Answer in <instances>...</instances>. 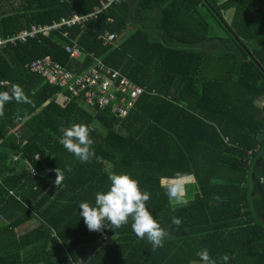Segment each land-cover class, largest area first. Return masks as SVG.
Here are the masks:
<instances>
[{
    "label": "trees",
    "instance_id": "obj_1",
    "mask_svg": "<svg viewBox=\"0 0 264 264\" xmlns=\"http://www.w3.org/2000/svg\"><path fill=\"white\" fill-rule=\"evenodd\" d=\"M101 1L0 0V36L89 14ZM106 32L114 45L99 40ZM73 42L82 61L66 53ZM91 55L146 90L127 118L58 102L62 90L27 68L50 56L82 73ZM0 94V264H193L201 249L227 264H264V0H122L84 27L1 50ZM70 124L88 127L86 162L58 142ZM111 173L149 193L162 246L137 238L130 221L87 229L78 204L94 203ZM188 177L195 187L181 197L175 182Z\"/></svg>",
    "mask_w": 264,
    "mask_h": 264
},
{
    "label": "built area",
    "instance_id": "obj_2",
    "mask_svg": "<svg viewBox=\"0 0 264 264\" xmlns=\"http://www.w3.org/2000/svg\"><path fill=\"white\" fill-rule=\"evenodd\" d=\"M121 1L102 0L99 7H96L89 14H72L68 18H62L50 25L32 26L28 30L7 38L0 36V51L19 43L40 42L42 38L48 37L54 31L84 27L90 22L98 20L102 13ZM109 21L112 22L111 19ZM64 36L67 37L68 33H64ZM116 39V35L110 32L99 37L105 47L114 45ZM65 50L73 60L82 61L86 57V54L75 42L67 45ZM91 57L94 58V63L82 73L69 70L55 62L50 56L31 62L27 68L31 73L40 76L45 84L62 90V94L58 96L62 101L61 103L75 101L89 111L109 112L118 119L127 118L135 109L139 98L146 93V90L136 85L121 72L107 66L102 60L93 55ZM1 85H8V83L3 82ZM19 159L20 155L14 154L12 163L17 164ZM24 164L29 169L31 176L36 177V171L30 161L25 160Z\"/></svg>",
    "mask_w": 264,
    "mask_h": 264
},
{
    "label": "clouds",
    "instance_id": "obj_3",
    "mask_svg": "<svg viewBox=\"0 0 264 264\" xmlns=\"http://www.w3.org/2000/svg\"><path fill=\"white\" fill-rule=\"evenodd\" d=\"M7 99L0 94V100ZM58 142L75 158L81 162L88 161L92 155L90 146L92 140L88 134V127L84 124H70L59 129ZM55 186H60L64 179L63 171L58 167L54 170ZM107 190L98 191L94 196V203L79 202V217L89 231H100L107 224L113 228H119L130 221L132 232L140 239H147L152 248L162 246V240L167 233L147 210L145 202L149 199V193L142 191L139 182L127 173H111L108 176ZM169 201L178 200L177 188L170 187L166 190ZM174 224H179L178 219H173ZM201 264H219L223 261L227 264L228 256L225 254L219 260H213L207 249H201L196 253Z\"/></svg>",
    "mask_w": 264,
    "mask_h": 264
},
{
    "label": "crops",
    "instance_id": "obj_4",
    "mask_svg": "<svg viewBox=\"0 0 264 264\" xmlns=\"http://www.w3.org/2000/svg\"><path fill=\"white\" fill-rule=\"evenodd\" d=\"M219 1L224 2L226 0H219ZM227 16H228V14L226 15V17ZM58 102H62V101H60V99L58 98ZM165 183L166 182H164V184ZM172 183H174V182H172ZM175 183L178 184L180 187L181 197H186L187 194L190 193V191L193 190L195 187V180L193 177L184 178V179L176 181ZM26 228L27 227L21 228L20 233L22 234V233H24L30 229V228L29 229H26Z\"/></svg>",
    "mask_w": 264,
    "mask_h": 264
},
{
    "label": "rangeland",
    "instance_id": "obj_5",
    "mask_svg": "<svg viewBox=\"0 0 264 264\" xmlns=\"http://www.w3.org/2000/svg\"><path fill=\"white\" fill-rule=\"evenodd\" d=\"M230 14L227 16V20H229L230 19ZM181 185V184H180ZM182 186V185H181ZM34 225H33V223H28V224H26L23 228H25V227H27L26 229H29V228H32ZM90 254H92V253H88L84 258H82L81 260H80V263H82V262H84V260H87L88 258H89V256H90ZM193 264H201V263H193Z\"/></svg>",
    "mask_w": 264,
    "mask_h": 264
},
{
    "label": "water",
    "instance_id": "obj_6",
    "mask_svg": "<svg viewBox=\"0 0 264 264\" xmlns=\"http://www.w3.org/2000/svg\"><path fill=\"white\" fill-rule=\"evenodd\" d=\"M256 62V61H255ZM257 63V62H256ZM257 65H258V63H257ZM262 69V68H261Z\"/></svg>",
    "mask_w": 264,
    "mask_h": 264
}]
</instances>
